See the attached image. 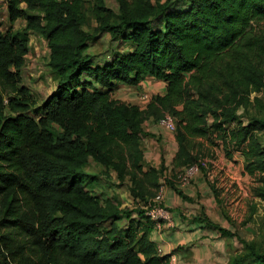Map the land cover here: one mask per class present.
<instances>
[{
    "label": "trees",
    "instance_id": "16d2710c",
    "mask_svg": "<svg viewBox=\"0 0 264 264\" xmlns=\"http://www.w3.org/2000/svg\"><path fill=\"white\" fill-rule=\"evenodd\" d=\"M117 1V14L105 0H95L91 11L99 33L110 34L117 49L130 48L99 65L87 53L85 0H6L10 22L24 18L27 27L0 31L3 264H172L151 239L156 225L146 209L167 167L162 159L146 169L141 147L144 123L167 115L177 127L172 177L195 166L205 170L204 154L219 147L229 160L242 154L245 172L261 184L254 194L264 200V120L242 115L254 95L264 108L258 96L264 95V0ZM29 32L48 40L58 78L39 120L27 115L37 102L21 80ZM84 76L83 88L73 89ZM147 77L166 84L147 107L114 97L119 83L136 87ZM53 123L61 128L57 138ZM91 160L113 168L121 181L130 177L144 207L138 217L126 212L121 224L117 213L102 209L83 178ZM194 221L235 236L209 218ZM228 264H264V253L249 244Z\"/></svg>",
    "mask_w": 264,
    "mask_h": 264
},
{
    "label": "rangeland",
    "instance_id": "374dc122",
    "mask_svg": "<svg viewBox=\"0 0 264 264\" xmlns=\"http://www.w3.org/2000/svg\"><path fill=\"white\" fill-rule=\"evenodd\" d=\"M85 1L83 10L87 23L84 31L86 38H88L87 43H89L87 53L94 57L96 64L101 65L109 60V56L114 54L115 51H125L130 48V45L124 44L117 49L118 43L112 40L110 34L99 33V23L91 11L95 0ZM152 1L154 5H161L171 0ZM172 1H179L180 6L187 3V0ZM105 6L114 13H119L117 0H105ZM21 8L26 9V4H22ZM26 27L27 22L24 18H20L13 23L10 22L8 4L6 0H0V31L5 33L8 29H13L14 31L24 32ZM29 35V53L26 56V64L21 80L37 102L27 115L39 120L45 114L44 101L57 90L58 78L49 66L51 50L48 40L33 32H29ZM85 79L89 78L84 76L81 81L73 82L72 88L82 89ZM163 88L164 83L162 81L149 77L145 86H124L114 94V97L128 103H132L129 102L130 99L136 98V104L145 108L147 105L139 102L140 96L147 95L150 102L155 95L163 92ZM255 96L252 97V102L247 104L245 109H242V115H247V119L264 120V108L260 103L254 101ZM258 96L264 100L263 94ZM152 122L157 124V126H154L157 130L156 134L149 132V129L152 128ZM144 125L147 129L146 132L149 133L143 136L141 143L144 153L142 163L148 169L150 166H160L163 159L165 161L164 168L167 167V174L161 178L164 192L171 180L189 198L188 202H175L182 215H175L173 213L175 209L166 206L165 198L163 199V205L174 214L175 223L180 221L188 225L189 223L184 221L183 218L190 221H194L195 218L204 220L210 218L221 227L234 233L235 236H227L225 239L224 247L227 258L244 253L246 246L249 244L254 245L259 252L264 253V200L254 194V188L261 186V184L257 182L255 177L245 172V161L242 154L238 152L233 160H229L222 149L214 147L212 150L213 155L204 154V158H207L205 170L200 168L191 172L187 170L184 176L172 177L170 168L172 166V155L174 154L172 143H174L175 133L155 120L151 122L147 120ZM160 129L163 130L161 134H159ZM51 131L57 138L61 128L53 123L51 124ZM156 135L160 137L153 140L152 138ZM259 136L264 145V131H260ZM163 139L166 141H163ZM83 178L88 190L98 197L102 209L106 212L117 213L115 218L119 223H126L127 219L123 215L124 213L134 211V216L138 217V211L143 210L141 199L133 195V185L129 176L121 181L113 168H108L91 160L84 168ZM215 191L218 195L217 201L213 196ZM109 223L110 221L107 220L104 222L103 227ZM207 231L212 232L209 229ZM3 234L5 233H0V239ZM5 256L7 257V254L0 240V264L5 262Z\"/></svg>",
    "mask_w": 264,
    "mask_h": 264
},
{
    "label": "crops",
    "instance_id": "0c3cea01",
    "mask_svg": "<svg viewBox=\"0 0 264 264\" xmlns=\"http://www.w3.org/2000/svg\"><path fill=\"white\" fill-rule=\"evenodd\" d=\"M147 78L143 82H141L139 86L136 87L145 86L147 83ZM118 86L119 88L117 89L116 92H118L124 86H128V85L124 83H119ZM128 87H135V86H128ZM165 88H166V84L164 83V88L161 95L165 93ZM132 96L134 97L135 95L133 94ZM135 100L137 101L136 98L130 99L129 102H132L131 104H136ZM154 126H157V124L152 122L151 124L152 128L149 129V132L151 131L153 134L157 132ZM146 130L147 129H145V125H144L145 133H149L146 132ZM161 133H163V130L160 129L159 134ZM159 137H160L159 135L158 136L156 135L152 139L153 140L158 139ZM163 141L166 140L163 139ZM151 143H153V141H151ZM172 145L174 146V154L172 155V161H173L178 149V143L177 140H175V138H174V143H172ZM183 196H186V194H184ZM213 196L216 199V195L213 194ZM188 200H189L188 196H186V198L180 196L176 191H174L171 188L170 185L166 187L165 205L169 206L170 208H174L175 210H173V213L175 215L176 214L182 215V213L178 210V206L175 205V202L177 201L188 202ZM173 213L171 212L172 221L174 224L173 227L165 226L162 231H158L155 229L151 234V239L156 243L160 253L163 255L169 254L172 256V264H228L229 263L231 257L229 258L226 257L225 247H224L226 236H224L219 230L212 228L203 222L190 221L189 219L183 218L184 221L189 223L188 225H185L180 221L175 223ZM212 222L216 223L214 221ZM208 229L212 230V232L207 231Z\"/></svg>",
    "mask_w": 264,
    "mask_h": 264
},
{
    "label": "built area",
    "instance_id": "2783aa9c",
    "mask_svg": "<svg viewBox=\"0 0 264 264\" xmlns=\"http://www.w3.org/2000/svg\"><path fill=\"white\" fill-rule=\"evenodd\" d=\"M141 104H149L148 96L142 95L139 98ZM140 106V105H139ZM141 107V106H140ZM144 108V107H141ZM160 124L164 125L168 130L173 133H176V123L173 117L167 115L164 119L160 121ZM198 169L197 166L188 169L189 172L195 171ZM187 171V170H186ZM165 198V192L163 187L158 192V195L147 205V215L155 223L156 230L162 231L164 227L170 226L173 227L172 215L169 209L163 205V199Z\"/></svg>",
    "mask_w": 264,
    "mask_h": 264
}]
</instances>
